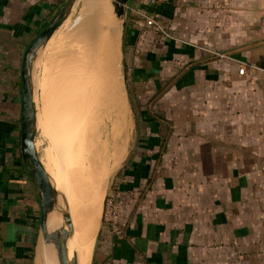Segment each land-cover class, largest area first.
<instances>
[{"label": "crops", "instance_id": "obj_1", "mask_svg": "<svg viewBox=\"0 0 264 264\" xmlns=\"http://www.w3.org/2000/svg\"><path fill=\"white\" fill-rule=\"evenodd\" d=\"M64 1L0 0V264H35L38 252V189L19 153V71L25 47ZM263 3L126 1L131 37L143 47L152 40L138 81L160 90L152 140L124 168L119 230L99 221L90 264H264ZM131 6L151 11L175 39ZM240 61L258 69L240 74ZM139 116L147 123L145 109Z\"/></svg>", "mask_w": 264, "mask_h": 264}, {"label": "rangeland", "instance_id": "obj_2", "mask_svg": "<svg viewBox=\"0 0 264 264\" xmlns=\"http://www.w3.org/2000/svg\"><path fill=\"white\" fill-rule=\"evenodd\" d=\"M108 7L107 0H81L76 4L35 68L33 91L36 109L34 144L38 157L54 179L63 180L70 188L76 176V165L80 161H88L85 151L99 145L101 138H95L98 124L108 114L112 122L116 114L113 110L108 112L106 98L101 94L102 82L97 79V72L93 73L99 62L95 55L98 57L96 50L101 48V42L97 40L101 35L93 39L91 33L92 30L95 31L96 24L101 32L105 29L115 36L112 54L114 70L111 75L114 74L112 77L117 78L129 126L127 125L119 161L105 174L101 185L102 211L100 210L98 223L103 219L106 198L117 204L119 220L124 212L122 208H127L123 203V187L120 190L117 187L124 185L127 179L123 173L129 158L139 157L145 152L140 149L142 145L152 140L147 125L153 122L152 102L160 90L153 88L151 81H138L141 79L140 75L144 74L139 66L145 62L143 57L146 51L151 53L149 49L152 48V40H149L150 46L143 47L142 39L136 32L133 41L120 48L118 37L116 38V23L110 21L105 12ZM142 109H145L148 116L147 123L140 120L139 113ZM66 127H71V133L74 131L70 133L73 137L71 146L68 143L70 136L64 133ZM94 242L95 240L91 252Z\"/></svg>", "mask_w": 264, "mask_h": 264}, {"label": "bare ground", "instance_id": "obj_3", "mask_svg": "<svg viewBox=\"0 0 264 264\" xmlns=\"http://www.w3.org/2000/svg\"><path fill=\"white\" fill-rule=\"evenodd\" d=\"M105 12L109 20L116 23L117 38L119 22L117 19H114L108 10ZM93 24L95 23L93 22ZM95 27L96 29L95 31L92 30L91 35L93 39L101 35L100 38L97 39L101 42V48L99 51L96 50V53L98 52V57L95 55V59L99 58V62L93 73L97 72V79H100L102 82L101 94L106 98L108 112L113 110L112 112L115 111L116 114L112 122L108 114L107 117L105 116L98 124L95 138H101L99 145L97 148L93 147L90 149L88 148L89 146H87L88 149L85 152L88 161L87 163H82L80 161L79 164L76 165V176L70 188L66 186L63 180L54 179L47 167H44L50 176L52 184L62 193L70 214L72 231L66 239V252L68 257H70L74 251L76 264H89L90 262L91 249L100 215L101 185L104 181L105 174L109 170L111 171L119 161L124 147L123 141L127 133V125L129 126L126 109L120 98V87L117 78L112 77L114 74L111 75L114 70L112 54L115 36L105 29L101 32V29H98L99 27H97L96 24ZM99 32L102 34H99ZM100 42L97 44L99 45ZM98 45L96 47L99 48ZM111 77L112 79H110ZM73 132L74 131H72V133ZM64 133H66L68 137L70 136L68 143L70 142V146L73 145V137L70 135L71 127H66ZM90 158H92V160ZM60 222L58 211L54 210L48 214V229L57 227ZM35 264H57L52 244L43 241L41 237Z\"/></svg>", "mask_w": 264, "mask_h": 264}, {"label": "water", "instance_id": "obj_4", "mask_svg": "<svg viewBox=\"0 0 264 264\" xmlns=\"http://www.w3.org/2000/svg\"><path fill=\"white\" fill-rule=\"evenodd\" d=\"M79 0H65L58 11L46 22L45 26L25 47L20 71L19 101V153L27 174L32 177L38 189V226L43 241L51 243L57 264H76L75 253L68 257L66 239L71 234L70 214L62 193L52 184L50 176L40 161L34 144L36 130V109L33 98L34 71L38 65L39 54L52 33L66 19L70 10ZM108 11L119 22L118 37L124 27V15L127 0H107ZM39 53V54H38ZM58 211L60 224L48 229L47 216Z\"/></svg>", "mask_w": 264, "mask_h": 264}, {"label": "built area", "instance_id": "obj_5", "mask_svg": "<svg viewBox=\"0 0 264 264\" xmlns=\"http://www.w3.org/2000/svg\"><path fill=\"white\" fill-rule=\"evenodd\" d=\"M152 1V0H149ZM132 13L136 15L138 19H140L145 26L152 27L155 30H157L163 37L168 39H175V37L169 33V31L161 24V22L156 18V16L151 12L148 11L146 8L140 6H131L129 9ZM258 23L260 26V29L264 35V3L262 6L261 14L258 19ZM246 66L250 70L258 69L257 66L248 64L244 61H240L237 72L243 73ZM264 72V69H260ZM103 220L105 221L108 230L111 234H117L119 230V209L117 207V204L110 198H106L105 201V208L103 212Z\"/></svg>", "mask_w": 264, "mask_h": 264}, {"label": "trees", "instance_id": "obj_6", "mask_svg": "<svg viewBox=\"0 0 264 264\" xmlns=\"http://www.w3.org/2000/svg\"><path fill=\"white\" fill-rule=\"evenodd\" d=\"M134 32V29H132L127 23H124V27H123V31H122V34H121V47L124 46L125 44H129L133 41L132 37H134V35L131 37L132 34ZM141 70V69H140ZM141 78L144 77L143 74L140 75ZM127 169V168H125ZM123 186L122 185H119L117 187V189H121ZM104 227H107L105 221L101 218V222H100ZM108 228V227H107ZM98 236H99V233H96L95 235V240L97 241L98 239ZM90 261L93 263V252L91 254V259Z\"/></svg>", "mask_w": 264, "mask_h": 264}]
</instances>
